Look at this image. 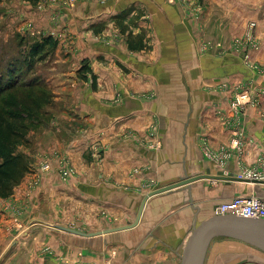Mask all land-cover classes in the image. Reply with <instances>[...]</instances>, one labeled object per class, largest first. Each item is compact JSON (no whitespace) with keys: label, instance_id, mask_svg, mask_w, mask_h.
I'll return each instance as SVG.
<instances>
[{"label":"crops","instance_id":"1","mask_svg":"<svg viewBox=\"0 0 264 264\" xmlns=\"http://www.w3.org/2000/svg\"><path fill=\"white\" fill-rule=\"evenodd\" d=\"M211 2L227 18L220 23H228L227 35L256 24L261 47L255 62L233 51L203 52L197 23L167 0H78L63 18L64 29L51 28L61 46L88 61L87 81L74 79L67 88L75 97L67 110L82 118L71 123L84 128L77 142L84 149L71 155L78 177L62 184L55 171L45 174L21 218L16 212L29 176L2 200L0 264H181L193 228L215 216L218 205L251 197L264 203V184L199 180L151 197L131 230L83 238L56 228L96 233L125 226L134 222L150 183L235 178L264 161V0ZM46 17L37 15L41 27ZM119 24L129 27L127 36L117 44L102 42L118 34ZM92 158L98 161L84 163ZM67 205V218H59ZM49 207L57 215L48 217ZM204 264H264V254L216 238Z\"/></svg>","mask_w":264,"mask_h":264},{"label":"rangeland","instance_id":"2","mask_svg":"<svg viewBox=\"0 0 264 264\" xmlns=\"http://www.w3.org/2000/svg\"><path fill=\"white\" fill-rule=\"evenodd\" d=\"M77 1L0 0V87L8 86L11 83L17 85L13 94L8 91L3 98H0V111L8 114L14 113L12 109L15 108L23 110L22 115L25 116L28 128L27 144L18 145L14 150L15 153L25 155L29 165V173L25 176L30 177L25 183L28 193L23 197L24 201L18 204L20 206L16 212V216H20V218L26 215L27 210H30L33 203L30 201L31 195L36 194L45 174L55 171L58 182L62 184H67L75 176L78 177L72 156L75 151L84 149L83 146L77 144L84 135V128L82 123L74 125L71 123L78 117V111L67 110L75 98L68 95L67 88L72 80L81 81L78 71L82 66H87L88 61L83 58L79 59L77 52H70L67 44L61 46L58 39L60 35L56 36L50 31L51 28L56 29L57 27L64 29L63 18L68 11L75 7ZM167 1L168 4L179 7L182 13L184 8L186 15L197 23L196 27L201 40L199 48L203 52L217 56V54L226 55L233 51L236 56L241 57L243 62H255L252 55L261 47L255 34V23L248 22L242 27L241 32L236 30L235 35H227L228 23L226 27L220 24L227 18L216 13L215 3L213 4L211 0ZM39 13L47 15L43 27L37 20ZM134 25L133 27H135ZM118 27L119 30L116 28L118 34L111 32L103 36L101 41L112 45L117 44L121 38H125L129 33V27L124 24H119ZM49 37L55 43L54 47L44 49L42 55L36 58L35 62H31L30 66L27 65L25 56L28 55L32 46L42 44L43 40ZM70 46L72 45L70 44ZM74 62L79 63L75 65ZM65 73H70L68 75L70 77L61 75ZM138 97L146 98L147 96L138 95ZM20 101L25 103V107L21 106ZM26 102L29 104L26 105ZM77 119L81 120L82 118L78 117ZM76 124L80 127H77ZM83 160L84 163L91 164L94 163L93 161H98V158ZM45 167L46 169H44ZM143 193L147 194L141 192V194ZM48 198L50 200V197ZM2 200L0 199V205ZM68 206L61 207L64 212H59L61 214L59 218H67ZM50 208L47 213L51 218L52 214H57L55 212L51 214ZM83 209L84 207L78 208L80 212ZM46 211L47 209L42 207L41 212L46 214ZM99 212V209L96 210L98 215Z\"/></svg>","mask_w":264,"mask_h":264},{"label":"water","instance_id":"3","mask_svg":"<svg viewBox=\"0 0 264 264\" xmlns=\"http://www.w3.org/2000/svg\"><path fill=\"white\" fill-rule=\"evenodd\" d=\"M199 180H221L227 182H242L233 176L213 177L196 176L186 178L167 186L159 187L145 194L138 207L134 222L125 226L107 229L96 233H83L78 230L56 226L62 232H66L83 238H92L108 235L135 228L140 222L146 202L154 196L161 195L181 187L191 186ZM251 184H264V181H248ZM216 238H228L242 242L264 254V220L245 219L230 215H215L194 227L187 239L181 256V264H204L208 248Z\"/></svg>","mask_w":264,"mask_h":264},{"label":"trees","instance_id":"4","mask_svg":"<svg viewBox=\"0 0 264 264\" xmlns=\"http://www.w3.org/2000/svg\"><path fill=\"white\" fill-rule=\"evenodd\" d=\"M54 42L51 37L43 40L42 44H34L30 49L25 62L30 66L31 62L42 55V51L49 47H54ZM136 47H131V49ZM140 46L138 49H141ZM89 73L87 66H82L78 75L81 81H87L86 74ZM16 84L11 83L8 86L0 87V98L10 91L12 94L16 90ZM93 90L95 89V81L92 83ZM29 89V88H28ZM18 104V103H17ZM21 106L25 103L20 101ZM29 103L26 102V105ZM31 105V104H30ZM25 107V106H24ZM14 113L4 114L0 111V199H8L13 195L24 177L29 173V165L27 157L23 154L15 153V148L18 145H26V134L28 128L23 116V110L19 108L12 109ZM21 112V113H20Z\"/></svg>","mask_w":264,"mask_h":264},{"label":"built area","instance_id":"5","mask_svg":"<svg viewBox=\"0 0 264 264\" xmlns=\"http://www.w3.org/2000/svg\"><path fill=\"white\" fill-rule=\"evenodd\" d=\"M252 68L257 69L256 66ZM238 102L239 100H236V103ZM209 158H213V160L215 159L216 161H218L215 157L209 156ZM224 162L225 161L219 162V165L224 164ZM44 169H46V167ZM235 178L240 181L247 182L264 181V161L262 159H259L257 162V167L255 169L243 170L239 174H237ZM152 184H148L147 193L159 188L157 185ZM215 215H230L245 219L264 220V203L255 197L236 198L229 202H224L218 205L215 209Z\"/></svg>","mask_w":264,"mask_h":264},{"label":"bare ground","instance_id":"6","mask_svg":"<svg viewBox=\"0 0 264 264\" xmlns=\"http://www.w3.org/2000/svg\"><path fill=\"white\" fill-rule=\"evenodd\" d=\"M240 101V100H239ZM241 101H242V99H241Z\"/></svg>","mask_w":264,"mask_h":264}]
</instances>
